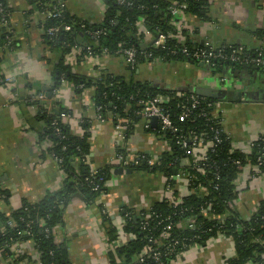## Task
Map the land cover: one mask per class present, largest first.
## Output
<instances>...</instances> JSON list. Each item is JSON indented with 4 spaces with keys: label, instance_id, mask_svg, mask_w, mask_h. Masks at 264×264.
Segmentation results:
<instances>
[{
    "label": "crops",
    "instance_id": "crops-1",
    "mask_svg": "<svg viewBox=\"0 0 264 264\" xmlns=\"http://www.w3.org/2000/svg\"><path fill=\"white\" fill-rule=\"evenodd\" d=\"M34 1L7 0L9 26L15 46L10 50H0V80L4 81L0 82V216L5 217H10L26 202L38 204L47 195L60 192L67 179L48 152L49 140L40 141L45 123L36 119V110L29 104L30 97L40 91L48 92L46 88L55 82L52 62L60 56L46 41L41 26L44 16L39 13ZM60 1L65 3L66 12L80 22L99 26L105 21L108 5L104 0ZM211 2L212 7L205 20L183 12L176 16L175 25L181 42L189 38L194 44L213 47L242 45L251 50L264 46L256 35L258 31L264 33V0ZM137 26L143 35L142 44L150 46L156 36L146 27L144 19H140ZM80 51L77 48L68 58L73 72L94 79L105 75L135 79L177 95L190 93L185 90L191 87L242 90L241 102L216 100V116L237 149L247 151L249 143L264 135L263 71L240 77L228 72L226 76L231 78L232 84L226 86L217 80L222 75L214 74L209 67L204 72L197 71L194 69L196 63L155 59L140 65L133 74L122 56L102 53L80 60L77 57ZM183 71L190 74L181 76ZM210 77L215 80L211 81ZM163 96L170 98L169 95ZM57 104L69 111L71 119L67 124L72 135L82 137L86 133L83 124L89 125L88 168L93 172L108 170L110 178L101 203L88 206L80 193L77 194L81 198L73 197L65 209L63 225L55 229L56 241L69 252L70 264H111L110 253L135 238L124 231L126 211L148 213L163 201L181 202L192 193L188 176L182 170L171 176L145 171L115 174L118 168H123L117 158L120 152L132 159L146 156L155 162L174 154L173 142L161 131L157 119L139 115L135 120L127 118L117 124L111 117L101 120L95 88L77 94L74 85L66 81L55 97L44 102L51 112ZM189 163L190 159H184L181 166L186 167ZM75 168L79 173L77 165ZM252 170L248 167L237 182L241 194L235 203L236 211L246 219L264 201V175L256 174V169L252 173ZM201 191L207 193L204 188ZM100 205L107 210L108 218L118 231L117 243L108 240ZM3 231L4 223L0 220L1 234ZM10 249L13 258L0 251V264H17L16 257H25L18 264L39 263L40 255L32 240L18 242ZM235 256L232 239L220 237L208 244L189 248L171 264H227L228 259Z\"/></svg>",
    "mask_w": 264,
    "mask_h": 264
},
{
    "label": "trees",
    "instance_id": "trees-1",
    "mask_svg": "<svg viewBox=\"0 0 264 264\" xmlns=\"http://www.w3.org/2000/svg\"><path fill=\"white\" fill-rule=\"evenodd\" d=\"M104 1L107 2L108 9L104 23L99 26L74 19L66 12V7L60 17H49L50 13L54 14L59 9L60 0L34 1L39 13L44 15L41 26L45 31L46 41L60 55L55 62H52L54 87L50 92L40 91V93H44L47 99L53 98L55 91L60 89L64 81L72 83L77 94L95 88L96 106L101 108L99 111L101 120L111 117L116 124L127 118L137 119L149 99L158 95H169L170 102L166 108L171 112L175 126L180 131L178 135L185 136L188 142H194V139L214 141L216 132L223 131L219 135L220 142L208 151V161L204 172H201L192 164L193 157L188 153L191 146L189 145L188 149L182 148L176 143L175 135L161 129L173 142L174 154L152 166L142 162L139 166H132L131 169L164 173L167 176L182 170L188 176L192 193L184 197L176 208L169 201L153 206L150 211L153 217L146 231L142 229L143 218L140 213L127 210L124 231L135 238L110 253L111 264H139L140 256L148 247L150 237L159 241L156 245L161 246L159 249L163 252L162 258L160 262L147 258L142 264H171L189 248L208 244L220 237L230 238L234 242L236 256L228 259L227 264H264V201L249 219L240 216L235 206L241 194L237 185L241 174L251 167L252 173L256 169L259 174L264 175V135L248 150L249 152L237 149L216 116L217 101L190 93L177 95L175 92L156 89L150 83L135 79L126 80L111 75L102 76L100 79L82 76L73 72L72 65L68 61V57L77 48L81 50L77 56L80 60L85 56L96 57L102 53L121 56L118 54L119 51L134 48L138 52V57L134 69L129 67L133 74L140 65L155 59L164 62L200 63L184 54L183 50H194L205 45L191 43L189 38L186 42L178 39L179 31L175 25L177 17L172 15L170 9L176 5L180 12L205 20L212 7L211 0H125L124 4L119 0ZM1 5L6 12H9L7 0H0V8ZM140 19H144L146 27L154 36L158 37L162 34L167 37L164 47L153 46L147 50L141 49L143 35L139 33L137 26ZM2 20L0 13V50H10L14 48L15 43L12 35L7 33L6 26H1ZM66 26H71L72 30L66 31ZM52 29L55 30L54 35L49 33ZM89 31L105 33L99 38H94ZM183 34L186 33L183 31ZM256 35L264 42L262 31L256 32ZM261 52L264 55V47ZM1 61L0 57V63ZM229 67L242 66L217 63L210 69L214 74L226 76ZM260 71L264 72V68H260ZM193 95L201 98L200 106L191 104L178 106L185 103L187 97ZM29 104L36 105V119L45 123L40 141L49 140L48 152L61 160L59 166L67 179L60 192L47 195L41 203L26 202L10 217L0 216V220L4 223L0 250L7 255L6 247L10 248L18 242L32 240L40 255V264H70L69 252L57 243L55 229L63 225L65 209L75 194L80 193L88 206L97 204L100 194L107 191L110 175L108 170L93 172L88 168L90 143L87 123L83 124L86 133L82 137L74 136L68 124L60 119L62 113L69 112L66 108L57 104L55 110L51 112L46 109L44 102L29 101ZM186 108L190 110L189 116L184 121H180V117L188 113ZM184 159H190L186 167L181 166ZM76 165L80 170L79 173L76 172ZM97 186L99 190L96 191L94 188ZM203 188L207 193L201 191ZM10 220L13 221V226L8 225ZM103 221L107 226L109 242L117 243L118 231L108 215H104ZM190 224H193L197 230H191ZM167 226H171L170 240L179 241L172 251L165 247L167 241L162 238ZM156 245L152 247L156 248ZM16 259L19 263L25 257H16Z\"/></svg>",
    "mask_w": 264,
    "mask_h": 264
},
{
    "label": "built area",
    "instance_id": "built-area-1",
    "mask_svg": "<svg viewBox=\"0 0 264 264\" xmlns=\"http://www.w3.org/2000/svg\"><path fill=\"white\" fill-rule=\"evenodd\" d=\"M119 2L124 4L125 0H119ZM58 5L60 6L59 9L54 14L50 13L49 17H60L61 16V13L63 12L62 10L66 7V5L62 1H60ZM170 11L173 16H177L180 13V10L176 5H174L170 9ZM0 13L3 19L1 22V26H6L7 33H10L11 35L12 31L9 26L10 13L6 12L2 5L0 8ZM65 30L71 31L72 27L66 26ZM49 33L51 35H54L55 30L52 29L49 31ZM104 33H105L104 31H98V32L89 31V34L92 35L94 38H99L100 35ZM166 38L167 37L165 35L160 34L158 37L155 38V43L153 44V46L164 47ZM261 51H262V47L259 49V51L258 50L253 51L251 49H247L245 46H242V45H226L225 47L224 46L223 47H213L211 45H205L204 47H198L194 50L184 49L183 53L199 62H204L208 67L215 66L217 63H222V64L228 63V64H232V66L240 65V66L264 68V55ZM118 54H120L124 58V60L126 61L129 67L134 69L137 63V57H138V52L136 49L134 48L125 49V50L119 51ZM220 80H221V83L225 84L226 86H230L232 84L231 78L225 75H222L220 77ZM7 81H10V79H8ZM0 82L3 83L4 81L1 79ZM58 92H59V89L55 91V95ZM46 100H47V96L44 93H39V94L33 95L29 101H37V102L42 103V102H45ZM169 102H170V98H165L162 95L155 96L149 99L148 102L143 106V109L140 111V115L147 119H157L160 122L161 129L165 132H169L175 135L176 143L180 145L182 148L188 149L190 145L191 149L188 151V153L192 155L193 157L192 164L194 168H196L198 171L204 172V168L208 161V151L210 149L212 150L215 147L216 143L220 142L219 135L223 131L216 132L217 135L214 141H209V142L204 141V140L197 141L194 139L193 140L194 142L192 141L188 142V139L185 136L178 135L180 131L175 126V123L172 119L171 112L166 108V105L169 104ZM201 103H202L201 98L193 95V96L187 97L186 102L178 106L179 107L186 106L187 104H191L193 106H200ZM31 107L34 110H37L36 105H31ZM100 109L101 108H97L98 113ZM186 109L188 113L184 116H181L180 121H184L189 116L190 110L188 108ZM60 119L65 124H67V121L71 119V116L68 112H64L60 115ZM99 119H102L100 114H99ZM120 136L123 137L122 134H120ZM258 140L259 138L249 143L247 151L250 150L252 147H254V144ZM263 141H264V138H263ZM52 157H54V159L58 162V164H61L60 159H56L55 156H52ZM117 158L120 161L121 166L125 169H131L132 166L133 167L139 166L142 162L144 164L147 163L150 166L156 163L155 161H153L152 159H149L146 156L136 157L132 159L124 154H118ZM260 165H262V163ZM256 174H259V172L257 171ZM254 177H256V175H254ZM100 181H103V179H100ZM94 190L96 191L99 190V187L98 186L95 187ZM104 194L105 192H102L100 194L97 200L98 203H101L100 201ZM171 204L173 205V207L176 208L180 204V202L173 201L171 202ZM101 207H102L103 215H108L107 210L102 205ZM140 216H142L143 218L142 229L146 231L148 228L149 222L153 217V214H151L150 212L140 213ZM170 219L171 218L169 217L168 220ZM8 225L13 226L14 225L13 221L10 220L8 222ZM189 228L194 231L197 230V228L193 224H190ZM170 229H171V226H167L166 229H164V232L162 233V238H164L167 241L164 244L165 247H167L168 249H170V251H172L174 247L179 244V241L173 240V239L170 240V233H169ZM148 243H149L148 247L145 250H143L140 256L139 264L144 263L147 258H151L156 262L161 261L163 252H161V250L159 249L161 246L156 245V244H159V241L156 240L154 237H150ZM152 245H156L157 247L154 248L152 247Z\"/></svg>",
    "mask_w": 264,
    "mask_h": 264
},
{
    "label": "water",
    "instance_id": "water-1",
    "mask_svg": "<svg viewBox=\"0 0 264 264\" xmlns=\"http://www.w3.org/2000/svg\"><path fill=\"white\" fill-rule=\"evenodd\" d=\"M155 43V41H153V43H151L150 46H147L146 44H141L140 47L141 49L143 50H147L149 47H151L153 44ZM191 63H195L193 61H191ZM198 67L200 68H206L207 65L204 63V62H200V63H197ZM260 71V68L259 67H249V66H242L241 68H227V72H229L231 75H235V77H240V75H243V74H247V73H251V74H254L255 72H259ZM55 85V82L52 84L51 87H47L46 88V91H51L52 87ZM185 91H190V93L192 94H196L198 96H202V97H208V98H211L213 100H217V101H235V102H241L242 101V97H243V94L244 92L242 90H238V89H210V88H194V87H191L189 90H185ZM124 173H127V174H132L134 173V170L133 169H124V168H118L116 171H115V174L118 175V174H124ZM74 197H79L81 198V195L79 194H75ZM2 239V234L0 232V241ZM4 247V245H3ZM1 251V250H0ZM5 251L10 255L12 256L13 253L11 252V249L9 247H6L5 248Z\"/></svg>",
    "mask_w": 264,
    "mask_h": 264
},
{
    "label": "rangeland",
    "instance_id": "rangeland-1",
    "mask_svg": "<svg viewBox=\"0 0 264 264\" xmlns=\"http://www.w3.org/2000/svg\"><path fill=\"white\" fill-rule=\"evenodd\" d=\"M197 65V64H196ZM194 66V69H196L197 71H202V72H204L205 71V68H200V67H198V65L197 66ZM208 67V66H207ZM210 68V67H209ZM187 72V73H186ZM186 74H190L188 71H183L182 73H181V76H185ZM174 76H172V78H173ZM227 77H229V76H227ZM178 78V77H177ZM230 78V77H229ZM211 81H214L215 80V78H213V77H210L209 78ZM218 80V82L220 83L221 82V80L220 79H217ZM221 84V83H220Z\"/></svg>",
    "mask_w": 264,
    "mask_h": 264
}]
</instances>
